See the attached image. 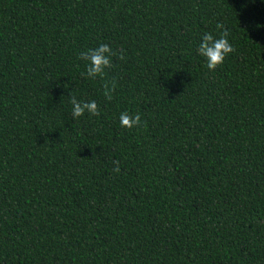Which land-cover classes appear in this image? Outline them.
Returning <instances> with one entry per match:
<instances>
[{
    "label": "trees",
    "instance_id": "obj_1",
    "mask_svg": "<svg viewBox=\"0 0 264 264\" xmlns=\"http://www.w3.org/2000/svg\"><path fill=\"white\" fill-rule=\"evenodd\" d=\"M0 264H264V0H0Z\"/></svg>",
    "mask_w": 264,
    "mask_h": 264
},
{
    "label": "clouds",
    "instance_id": "obj_2",
    "mask_svg": "<svg viewBox=\"0 0 264 264\" xmlns=\"http://www.w3.org/2000/svg\"><path fill=\"white\" fill-rule=\"evenodd\" d=\"M218 28L222 27L217 25ZM198 55L203 59L209 70H215L218 66H221L226 57L233 53L234 48L230 39L228 38V32L222 31L219 37L212 33H205L200 37V41L196 49ZM112 48L107 43H100L94 48L88 49L86 52L81 53V56L86 58L89 62L88 75L96 76L101 74L105 68L111 64ZM73 105V117L79 118L87 111L92 115H98V109L96 103L90 102L81 105L75 99L71 101ZM140 123V117L130 116L128 113L123 112L120 114V125L131 129ZM119 169H117L118 171Z\"/></svg>",
    "mask_w": 264,
    "mask_h": 264
}]
</instances>
